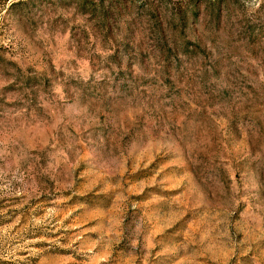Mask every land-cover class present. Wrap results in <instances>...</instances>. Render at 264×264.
<instances>
[{"label":"rangeland","instance_id":"374dc122","mask_svg":"<svg viewBox=\"0 0 264 264\" xmlns=\"http://www.w3.org/2000/svg\"><path fill=\"white\" fill-rule=\"evenodd\" d=\"M186 1L0 0V264H264V0Z\"/></svg>","mask_w":264,"mask_h":264},{"label":"trees","instance_id":"16d2710c","mask_svg":"<svg viewBox=\"0 0 264 264\" xmlns=\"http://www.w3.org/2000/svg\"><path fill=\"white\" fill-rule=\"evenodd\" d=\"M202 2L205 3V7L208 8L213 15L218 17L222 10L224 3H226L227 0H187L185 12L186 11H190L192 13L196 12L197 10L200 9L201 7L200 5L202 4ZM152 7L153 6L150 5V2H149L147 9L151 10L153 9Z\"/></svg>","mask_w":264,"mask_h":264}]
</instances>
